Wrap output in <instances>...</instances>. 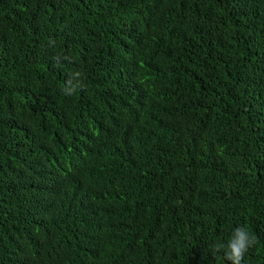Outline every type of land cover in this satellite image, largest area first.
I'll return each mask as SVG.
<instances>
[{"label": "trees", "instance_id": "trees-1", "mask_svg": "<svg viewBox=\"0 0 264 264\" xmlns=\"http://www.w3.org/2000/svg\"><path fill=\"white\" fill-rule=\"evenodd\" d=\"M236 227L264 264V0H0V264H228Z\"/></svg>", "mask_w": 264, "mask_h": 264}, {"label": "clouds", "instance_id": "clouds-1", "mask_svg": "<svg viewBox=\"0 0 264 264\" xmlns=\"http://www.w3.org/2000/svg\"><path fill=\"white\" fill-rule=\"evenodd\" d=\"M49 44H54V41L50 40ZM55 59L58 63L60 57H56ZM64 59L68 60L69 57L65 56ZM80 75V72L72 74L64 89L65 95H72L77 87L81 86L79 81ZM73 80H75L76 83H73ZM255 243V236L251 235L245 227H236L233 230L227 244L216 243L212 246V251L214 253L223 251L224 259L228 262V264H243L245 254L251 247L254 246Z\"/></svg>", "mask_w": 264, "mask_h": 264}]
</instances>
